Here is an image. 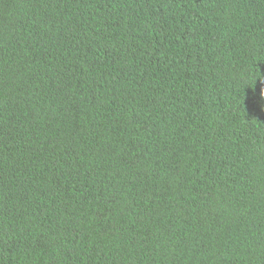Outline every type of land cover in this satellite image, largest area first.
<instances>
[{
  "label": "trees",
  "instance_id": "trees-1",
  "mask_svg": "<svg viewBox=\"0 0 264 264\" xmlns=\"http://www.w3.org/2000/svg\"><path fill=\"white\" fill-rule=\"evenodd\" d=\"M0 264H264V0H0Z\"/></svg>",
  "mask_w": 264,
  "mask_h": 264
}]
</instances>
